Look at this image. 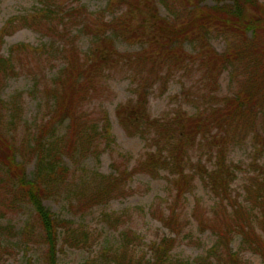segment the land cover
<instances>
[{
	"label": "trees",
	"instance_id": "obj_1",
	"mask_svg": "<svg viewBox=\"0 0 264 264\" xmlns=\"http://www.w3.org/2000/svg\"><path fill=\"white\" fill-rule=\"evenodd\" d=\"M169 1H160L170 11L162 16L155 0H145L144 4L140 0H107L103 11L94 13L80 0H39L33 11L10 20L0 35L2 41L19 24L49 38L35 48L18 44L7 56L0 55V94L30 54L38 57L39 70L44 64L63 65L50 80L35 77L39 119L21 138L18 126L24 94L18 93L9 101L0 98V216L25 206L33 209L34 222L25 225L22 239L34 237L45 247L44 264H58L60 242L72 249L89 243L86 229L53 215L44 204L46 200L67 192L71 203L83 212L124 195L127 180L140 173L152 177L167 173L175 196L166 211L154 217L174 237L152 242L148 253L139 257V236L122 233L116 249L104 257L111 256L116 264H193L174 258L172 251L187 226L181 201L197 177L215 203L205 213L198 204L192 216L202 231L209 230L216 237L198 264H244L242 252L256 254L264 261V3ZM142 9L149 15L146 21L139 16ZM74 32L88 38L87 52H81ZM214 36L226 40L225 52L213 48ZM118 41L139 45L140 50L121 52ZM112 69H121L129 76L136 94L134 100L119 106V122L129 135L145 140L150 151L131 169L78 176L64 163V157L76 161L97 155L102 134L109 135L108 122L100 127L84 108ZM194 71L202 85L193 95L194 101L201 103L196 112L178 109L160 118L151 117L148 105L153 89L159 86L164 92L175 76ZM40 73L44 77L43 71ZM224 73L234 91L220 96L217 88ZM65 122L66 133L59 135L58 128ZM243 142L252 147L246 170L228 159L231 149ZM195 149L212 155V168L202 162L190 166L189 156ZM31 162L34 170L29 177L27 165ZM243 171V193L236 195L233 185ZM12 230L0 225V238ZM236 236L240 237L239 251L231 248Z\"/></svg>",
	"mask_w": 264,
	"mask_h": 264
},
{
	"label": "rangeland",
	"instance_id": "obj_2",
	"mask_svg": "<svg viewBox=\"0 0 264 264\" xmlns=\"http://www.w3.org/2000/svg\"><path fill=\"white\" fill-rule=\"evenodd\" d=\"M39 0H0V35L8 22L17 19L33 11L38 6ZM159 12L162 16L169 15L170 11L160 2ZM192 1V0H187ZM264 3V0H259ZM170 2V1H169ZM173 2L171 0L170 4ZM89 12H102L107 5V0H80ZM141 4L146 3L140 0ZM214 4L212 0L207 2ZM142 8V7H141ZM147 11V10H146ZM111 15L107 14L110 18ZM133 16L137 18L134 13ZM149 18L147 12L139 15ZM15 30L4 36L0 41V55L7 56L10 48L18 44H26L30 47H37L49 41L39 32L14 25ZM77 34V32H74ZM78 35V47L82 53L87 52L89 40L87 37ZM212 46L218 52L223 53L227 48L224 38L214 36L211 40ZM117 48L121 52H135L140 50L139 45L126 44L118 41ZM187 49L192 51L191 46ZM28 60L21 62L18 75L8 79L1 90L0 98L4 101L11 100L16 94L23 93L21 100L23 108L22 120L18 126V135L21 138L26 130L31 128L39 119V94L34 91L35 77L50 80L62 68L60 62L44 64L41 70L38 69V57L34 54L28 56ZM16 66H19L18 64ZM23 66V67H22ZM19 69V68H18ZM40 71H43L44 77ZM200 75L194 71L189 74L175 76L163 92L159 86L153 89L149 98L148 111L151 117L160 118L182 109L188 114L196 112L199 103L194 101L193 95L198 88ZM199 85V87H198ZM220 96L231 95L234 87L230 84L227 73H224L218 84ZM189 93L186 95L185 92ZM136 98L135 88L131 84L129 76L121 69H112L106 74L105 81L100 84L97 94L85 105L84 112L91 121L102 127L108 122L109 139L105 134L100 138V150L97 155H89L83 160L76 161L64 157V163L75 175H82L84 172L111 175L116 170L124 171L131 169L141 161L150 146L139 136L129 135L121 126L117 117V110L120 105L128 103ZM68 122L59 126L58 134L66 133ZM108 145V146H107ZM252 147L250 142H243L233 147L229 153V162L241 165L245 170L252 160ZM202 162L212 168L214 159L206 150L195 149L189 156L190 166ZM262 162H264V157ZM34 162L27 165V174L32 176ZM246 180V173L240 172L238 179L233 185L236 195L243 193ZM124 195L114 198L106 204L80 211L79 205L71 203L70 195L60 193L45 201L46 208L56 217L65 218L82 225L89 236V243L85 248L72 249L63 247L59 243L58 264H116L111 256L104 257L116 249L122 233H135L140 240L136 246V254L143 257L148 253L149 245L164 237H174V234L166 228L158 218L161 212L166 211L167 204L175 196V191L168 181L167 173H161L158 177H152L145 173L133 175L126 183ZM180 211L182 219L187 226L176 238V246L172 256L177 259L189 260L198 264L200 258L206 256L207 251L214 245L216 237L209 230L202 231L199 222L192 216L196 206L199 204L201 212L205 213L215 203V198L206 189L201 180L195 177L192 190L187 193L186 198L181 201ZM34 211L31 207L25 206L22 209L8 213L7 216H0L1 226H11L12 232H7L0 238V264H44L45 247L39 244L34 237L22 239V231L27 223L34 222ZM234 251L240 250V237L236 236L231 244ZM241 258L244 264H264L262 258L251 252H242Z\"/></svg>",
	"mask_w": 264,
	"mask_h": 264
}]
</instances>
